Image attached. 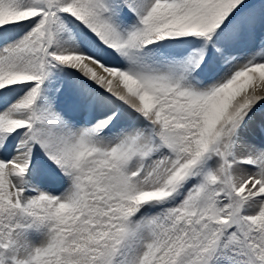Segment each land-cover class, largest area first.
Here are the masks:
<instances>
[{"label":"snow or ice","instance_id":"snow-or-ice-1","mask_svg":"<svg viewBox=\"0 0 264 264\" xmlns=\"http://www.w3.org/2000/svg\"><path fill=\"white\" fill-rule=\"evenodd\" d=\"M0 264H264V0H0Z\"/></svg>","mask_w":264,"mask_h":264}]
</instances>
